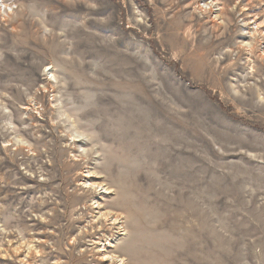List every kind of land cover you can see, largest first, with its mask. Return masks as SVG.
<instances>
[{
  "label": "rangeland",
  "instance_id": "1",
  "mask_svg": "<svg viewBox=\"0 0 264 264\" xmlns=\"http://www.w3.org/2000/svg\"><path fill=\"white\" fill-rule=\"evenodd\" d=\"M0 7V264H264V0Z\"/></svg>",
  "mask_w": 264,
  "mask_h": 264
},
{
  "label": "bare ground",
  "instance_id": "2",
  "mask_svg": "<svg viewBox=\"0 0 264 264\" xmlns=\"http://www.w3.org/2000/svg\"><path fill=\"white\" fill-rule=\"evenodd\" d=\"M215 7V6H214ZM1 8V7H0ZM7 9V8H6ZM8 14V13H7ZM252 23V22H251ZM256 25V24H255ZM254 27V26H253ZM256 27H258V26H256ZM141 90V89H140ZM141 95V94H140ZM78 137V136H77ZM142 143V142H141ZM140 165V164H139ZM87 180V179H86ZM87 182V181H86ZM87 184H90V183H87ZM90 186V185H89ZM95 186V185H94ZM101 187V186H100ZM94 189V188H93ZM111 217V216H110ZM113 218H115V217H113ZM117 218V217H116ZM113 220H115V219H113ZM116 224V223H115ZM27 257V256H26ZM124 264V263H123Z\"/></svg>",
  "mask_w": 264,
  "mask_h": 264
}]
</instances>
